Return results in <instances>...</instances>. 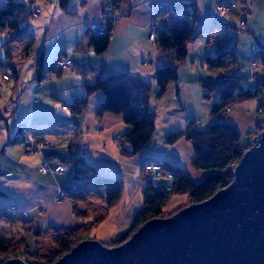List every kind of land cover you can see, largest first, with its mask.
I'll list each match as a JSON object with an SVG mask.
<instances>
[{
	"label": "crops",
	"instance_id": "crops-1",
	"mask_svg": "<svg viewBox=\"0 0 264 264\" xmlns=\"http://www.w3.org/2000/svg\"><path fill=\"white\" fill-rule=\"evenodd\" d=\"M21 1L29 3L33 11L42 12L28 24L32 38L14 41L12 64L8 69H0V84L5 83L0 90V192L3 193L0 227H15L13 238H30L31 232L73 229L105 213V218L87 235L104 245L112 244L129 230L144 205L145 183L140 167L145 160L188 170L197 183L213 173L192 169L194 151L187 138L170 145L164 137L184 130L189 121L197 122L201 129L221 121L211 116L212 102L216 99L212 95V100L205 98L206 85L222 87L236 79L245 80L247 87L264 83V73L262 82L257 81V74L254 82L251 76L255 73L254 62L259 65L255 61L256 44H264V35L258 29L264 27V0H231L233 8L223 15L217 9V4L223 0H126L121 2V8L129 9L131 14L117 21L108 47L102 53H96L90 46L93 34L86 22L103 16V0H70L65 7L60 5V0ZM159 2L166 6L154 14L152 7ZM182 2L196 4L197 18L195 35L185 44L188 56L178 62L168 59L166 51L150 39V32L153 26L158 33L168 32L172 21L183 15L182 11L175 12L172 8ZM245 29L252 39L235 32ZM29 44L30 51L25 55L22 49ZM224 45L235 46V59H227L223 67L209 68L206 59L214 56L213 47L220 51ZM57 60L66 61V68L55 69ZM236 63L242 67L237 68ZM162 66L177 69L179 79L158 95L155 73ZM240 68L245 69L244 75L227 76ZM15 73L21 77L22 83L18 85ZM5 74L9 78L3 80ZM119 74L152 88L150 106L157 114L153 136L141 152L133 156L124 154L115 141L116 136H122L130 128L123 115L110 112L97 117L105 98L103 92L88 95V106L80 114H74L70 108L79 98L87 96L85 85ZM259 104L256 99H249L233 107L223 120L237 127L241 144L248 146L241 145L243 148H250L254 143V140L251 143L252 137L259 136L260 131L256 130L262 124L257 123L260 122ZM22 125L30 133L50 136L54 146L37 154L26 151L19 143ZM80 157L94 166L98 174L118 178L124 184L119 201L109 209L104 205V211L93 216L90 206L96 205L97 196L89 195L81 204L73 203L70 197L57 202L60 191L69 194L74 188L72 159ZM46 161L50 170L44 174L41 167ZM59 165H64L65 169L53 172ZM160 182L164 186L171 183L168 179ZM187 198V195H176L168 203L174 209ZM8 207L18 213L7 215Z\"/></svg>",
	"mask_w": 264,
	"mask_h": 264
},
{
	"label": "trees",
	"instance_id": "trees-1",
	"mask_svg": "<svg viewBox=\"0 0 264 264\" xmlns=\"http://www.w3.org/2000/svg\"><path fill=\"white\" fill-rule=\"evenodd\" d=\"M70 0H60L61 6H67ZM32 0L30 1V3ZM173 11H182L183 15L176 17L170 25L168 32L161 31L154 40L160 48L166 51L169 60L182 62L186 60L188 53L185 44L195 35L194 27L197 18L196 4L194 2H182L180 5L172 8ZM33 13L30 4L21 0H6L5 5L0 6V31L6 30L11 40L4 41L5 55L0 58V69H8L12 64L14 57L12 44L14 41H22L24 37L32 38L29 22L32 20ZM158 13V11L156 12ZM155 13V14H156ZM112 34V28L109 29ZM111 35L98 36L91 35L90 46L95 49L96 53H102L107 49ZM30 44L22 50L28 55ZM235 46L221 48L218 54L206 59L209 68L215 69L225 66L227 59L234 60L236 57ZM260 59L264 67V44L262 43L255 54V61ZM42 61V59H41ZM13 70V68H12ZM13 72V71H12ZM58 72V71H57ZM7 75V74H5ZM60 75V73H57ZM158 95H162L173 82H177L179 76L177 69L171 66H162L155 73ZM9 77V76H8ZM14 77H18L15 73ZM41 79V78H40ZM258 85V84H257ZM205 98L211 99L215 96L216 101L212 102L211 116L216 117L222 114L225 109L231 108L249 99H256L259 108L264 110V83L256 87L245 88L239 80L229 81L222 87H213L206 85ZM87 96L79 98L71 105V112L80 114L88 106V95L96 92H103L105 95L104 102L99 106L97 117L100 118L105 113H115L123 115V120L130 127L129 130L121 136L118 146L121 151L129 156L141 152L142 148L150 141L156 127V111L151 108V91L152 88L142 81H138L125 74L110 75L107 78H98L94 83L85 85ZM258 108V110H259ZM224 120V119H223ZM218 121L201 129L197 122L189 121L184 130L175 131L167 134L164 139L166 144H175L181 138H187L194 151L192 169L195 171H213L202 181L195 182L189 171L182 170L179 167L170 168L162 163L165 170L173 173L172 190H166V186L160 184L156 188L150 183L149 174L144 171L145 160L140 167L143 183L144 202L143 207L136 213V216L126 233L119 236L114 243L109 246H116L124 243L130 235L137 231L147 221L157 218H168L175 215L179 210L188 207L191 204L210 198L213 194L226 187L232 181L233 167L239 163L242 154L247 148L241 147V136L237 127L230 122ZM264 126H258L259 132ZM128 146V148H127ZM249 149V148H248ZM74 163V188L69 193L73 203L79 201L81 196L79 190L82 186L94 185V194L104 201L107 209L114 206L122 197L124 190L123 182L115 177L104 174H98L94 166L80 157L72 159ZM73 194V195H71ZM187 195L189 204L178 209L177 212H170L167 216L163 213L164 207L169 200L176 195ZM3 195L0 192V197ZM106 214L95 216L93 221L83 224L82 226L62 230L61 232L51 230L45 232H31V238L44 236L49 238L54 246H51L50 252L40 251L38 248L32 249L28 244L26 237L16 239L6 236L0 231V264L5 263L10 257L25 258L27 264H53L63 254L71 251L74 246L86 240L84 237L92 230L94 225L100 223Z\"/></svg>",
	"mask_w": 264,
	"mask_h": 264
},
{
	"label": "water",
	"instance_id": "water-1",
	"mask_svg": "<svg viewBox=\"0 0 264 264\" xmlns=\"http://www.w3.org/2000/svg\"><path fill=\"white\" fill-rule=\"evenodd\" d=\"M258 135L210 198L147 221L122 244L84 240L53 264H264V129Z\"/></svg>",
	"mask_w": 264,
	"mask_h": 264
},
{
	"label": "built area",
	"instance_id": "built-area-1",
	"mask_svg": "<svg viewBox=\"0 0 264 264\" xmlns=\"http://www.w3.org/2000/svg\"><path fill=\"white\" fill-rule=\"evenodd\" d=\"M123 1H126V0H103V4H104L103 9H102L103 16L95 20L86 22V26H88L89 32L95 36L96 35L107 36V34L111 35L110 34L111 32L109 31V29L116 26L117 25L116 23L119 19L127 18L131 14L129 9L125 10L121 8V2ZM233 5H234L233 1L223 0L221 3L217 4V9L223 15L227 13L228 11H230V9L233 8ZM165 6H166L165 3L159 2L152 7V12L155 14L157 11H159V9L164 8ZM40 13H41L40 9L33 11L31 18H36L37 15H39ZM150 34H151L150 39L152 41H154L158 37L159 33L155 26L151 28ZM213 52L214 54L219 53V51L217 50V47L215 46L213 47ZM66 65H67L66 61L57 60L55 64V69L63 70L66 68ZM256 65H257L256 62H254V66ZM8 78H9L8 75L4 76L5 80ZM16 82H17V85L18 83H22L20 75H18ZM16 92H17V89L15 88L14 93ZM230 111H231V107L228 106L225 109V112L222 114H217L216 118H218L219 120H223ZM258 112L264 113V110L262 108H259ZM198 125L199 124L197 123V126ZM20 133L22 137L19 140V143L28 152L37 154L38 152L42 151L45 148L54 146V141L50 136L48 135L46 136L45 134L40 133V132L30 133L28 131V128L25 127V125H22L20 127ZM120 140H121V136L115 137L116 142L119 143ZM64 169H65L64 165H59V167L53 170V172L59 173V171H63ZM49 170H50V166H48V162L46 161L42 164L41 171L42 173L46 174L49 172ZM144 171L149 174L150 183H152V185L155 188L161 184L160 180L168 179L171 183L166 186V190L168 191L172 190V180L174 178L173 173L171 171L165 170L160 161L145 163ZM57 197H58L57 202H61L64 199L69 198L68 193L63 190L60 191ZM6 210H7L6 212L7 214H17L18 213V210H16L13 207H8V209Z\"/></svg>",
	"mask_w": 264,
	"mask_h": 264
},
{
	"label": "rangeland",
	"instance_id": "rangeland-1",
	"mask_svg": "<svg viewBox=\"0 0 264 264\" xmlns=\"http://www.w3.org/2000/svg\"><path fill=\"white\" fill-rule=\"evenodd\" d=\"M5 3H6V0H0V6H3V5H5ZM42 12V11H41ZM41 14V13H40ZM39 14V15H40ZM39 15H37V16H39ZM130 16V15H129ZM258 29L260 30V34L261 35H264V27H258ZM232 30V29H231ZM232 31H234V30H232ZM235 32H238L243 38H248V39H252V35H249V32L248 31H246V29H245V31L243 32V31H241V30H235ZM8 34V32L6 31V30H1L0 31V58H2V57H4V55H5V47H4V45H3V43H4V41H6V40H11L12 39V37L11 36H9V35H7ZM246 38V39H247ZM261 42H263V41H261ZM15 43V42H14ZM242 45V43L240 44V46ZM14 46H16V44H14L12 47H13V49H14ZM256 46H257V50L259 49V47H260V44H259V42H257V44H256ZM15 50H16V48H15ZM256 52V51H255ZM255 54V53H254ZM244 55H242L241 57H243ZM240 59V58H239ZM257 62H258V66L256 67V68H253V66H252V63L250 62V65H251V68H253V70L255 71V73H253L251 76H252V80H253V82L254 81H256V74L258 73V77H257V81L259 80V81H263L261 78L263 77L261 74L262 73H264V67H263V64H262V61L260 60V59H257ZM231 64L232 63H230L228 66H231ZM236 66H237V68L238 67H240L239 65H237V63H236ZM242 67V66H241ZM9 71H11V70H9ZM253 72V71H252ZM12 73V72H11ZM233 73H242V75H244V73H245V69L244 68H240V69H236V70H234L232 73H229L227 76H231ZM5 76V75H4ZM4 76H3V80H5L4 79ZM253 76L255 77V78H253ZM2 77V76H1ZM230 81V80H229ZM240 81V83H242V85L244 86V87H246L247 88V85H248V83L245 81V80H239ZM3 84V85H2ZM0 85H2V88L0 89L1 91L3 90V87H4V85H5V83H1ZM218 87V86H217ZM214 98H215V96L214 95H212ZM231 110H232V108H231ZM259 114V120H260V122H257L258 124H260V123H262V124H260V125H262V126H264V113H258ZM219 120V119H218ZM252 135V134H251ZM244 137V136H243ZM243 139V138H242ZM255 138H253L252 137V141H251V143L253 142V140H254ZM241 145H243L244 147H248V146H246L245 144H241ZM213 172V171H212ZM232 176H233V174H232ZM94 185H88V186H82L81 187V189L78 191L79 192V195L81 196V199L79 200V203L81 204L82 203V201L84 200V198L86 197V198H90V196L89 195H91V196H96L95 194H94ZM179 195V194H178ZM98 197V196H97ZM94 202H96V205L93 203L92 204V206H90V207H92L91 209H90V215L91 216H93V214H96V213H98V212H100V213H102V211H104V208H105V206L104 205H106L105 203H104V201H101L100 199H96V201H94ZM189 204V202H188V198L184 201V202H182L181 204H179L176 208H174V209H172L171 207H170V205L171 204H169L168 203V206H167V209H163V213L162 214H164L165 216H167L170 212H177L178 211V209H180V208H182V207H185V206H187ZM171 209V210H170ZM8 215V214H7ZM9 221V223H8V225L9 224H11V221H10V219H8ZM1 229H0V231L1 232H3L6 236H11V237H13L15 234L14 233H16V231H15V227H10V225L7 227L6 225H3L2 227H0ZM54 231H51V234L53 233ZM90 236H92V235H86V237H84L86 240H94L93 238H91ZM28 244L30 245V247L32 248V249H34V248H38L40 251H44V252H50L51 251V246H54V243L52 242L51 243V241L49 240V238H46V237H44V236H41V237H37L36 239H34V238H31L30 237V239H28ZM103 244H105V243H103ZM109 245H111V244H108V246ZM11 258H14V257H10L9 259H7L6 261H8V260H10ZM21 259L25 262V258H22L21 257ZM5 261V262H6Z\"/></svg>",
	"mask_w": 264,
	"mask_h": 264
},
{
	"label": "bare ground",
	"instance_id": "bare-ground-1",
	"mask_svg": "<svg viewBox=\"0 0 264 264\" xmlns=\"http://www.w3.org/2000/svg\"><path fill=\"white\" fill-rule=\"evenodd\" d=\"M257 64V63H256ZM256 67H257V65H256ZM257 75H258V73H257ZM234 170V169H233ZM68 197H69V194H68Z\"/></svg>",
	"mask_w": 264,
	"mask_h": 264
}]
</instances>
